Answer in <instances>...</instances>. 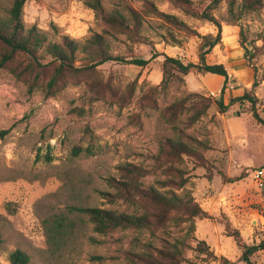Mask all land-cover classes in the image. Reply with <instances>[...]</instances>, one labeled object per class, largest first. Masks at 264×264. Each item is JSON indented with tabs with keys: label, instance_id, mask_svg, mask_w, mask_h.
<instances>
[{
	"label": "rangeland",
	"instance_id": "obj_1",
	"mask_svg": "<svg viewBox=\"0 0 264 264\" xmlns=\"http://www.w3.org/2000/svg\"><path fill=\"white\" fill-rule=\"evenodd\" d=\"M13 1L0 0V17ZM101 1L105 12H138V35L108 37L115 55L149 58L146 66L111 60L54 84L48 59L32 64L20 54L0 66V132L9 129L0 136V264H11L17 248L31 255L29 264H147L139 256L145 249L159 255L174 246L181 264H250L226 225L247 245L264 240V186L253 176L259 170L264 178V124L254 115L264 117V0L254 10L244 0ZM207 15L222 29L206 62L223 63L228 77L192 68L173 70L163 83L166 56L201 64L202 35L218 34ZM23 21L53 40L84 41L111 28L85 0H26ZM5 48L0 41V58ZM245 92L255 105L232 100ZM170 138L194 151L169 154ZM125 165L142 169L145 187L172 177L169 187L203 212L193 219L172 212L150 228L96 231L71 206L152 210L139 196L101 194H117L113 179L124 178ZM250 259L264 264V249Z\"/></svg>",
	"mask_w": 264,
	"mask_h": 264
},
{
	"label": "trees",
	"instance_id": "obj_2",
	"mask_svg": "<svg viewBox=\"0 0 264 264\" xmlns=\"http://www.w3.org/2000/svg\"><path fill=\"white\" fill-rule=\"evenodd\" d=\"M25 2L26 0H14L9 11V16L7 18L0 17V41L6 45L0 58V66H4L6 62L20 54L30 58V63L32 64L48 59V63L53 64L51 84H54L67 72L92 69L111 60H125L139 66H146L150 62L149 58L139 56H132L126 59L123 56L115 55L112 51V41L108 35L116 36V32L125 31L131 36H136L140 32L142 20L138 12L133 8H130L128 12H122L119 9L105 12L101 0H85V3L93 8L111 28L104 29L102 32H94L84 41L77 40L69 35H63L60 40H53L50 39L46 31L36 25L26 27L23 21ZM244 2L245 6L252 10L261 4V0H244ZM165 16L167 18H175L166 14ZM207 18L217 24L218 34L215 37L202 35L204 41L200 54L201 64L185 63L180 59L166 56L163 64L166 78L163 79V83H166V80H170L173 70L187 74L192 68L228 77V70L223 63L209 64L206 62V55L221 41L222 29L221 23L214 16L207 15ZM77 61H81L82 65L77 66ZM224 88L222 89V94L225 91ZM237 99L248 100L252 105L256 104L255 97L248 92L232 100ZM218 104L221 110L227 108V105L223 101V95L218 100ZM254 115L259 122L264 124V117L260 116L257 111H255ZM8 132L9 129H4L0 132V136H4ZM168 146V152L172 155L194 151V147L182 139L176 140L170 138L168 139ZM78 152L79 148H76L75 153L78 154ZM122 169L125 172L124 178L119 181L113 179V185L117 188V194L115 195L109 191H101V194L105 197L111 196L114 198H126L131 195L139 196L143 202L152 205V210L127 212L98 206H71V210L87 215L90 221L94 223L96 231L107 233L119 227L150 228L153 220L162 223L172 218V212L184 214L187 219H193L203 212L200 205L192 196L181 195L169 187L175 183L172 177L158 180L159 187L154 185L145 187L138 180L139 175L142 173L140 167L125 165ZM226 231L228 235L233 236L238 244L243 247V259L249 261L250 264H256L251 261L250 257L257 250L264 249V240L256 245H247L243 243L241 233L238 230H231L230 224L226 225ZM199 244L203 245L204 250L207 249L205 241L201 240ZM139 256L147 264H181L183 260L182 250L177 246L169 249L161 248L159 249V255H154L147 248ZM95 258L101 257L97 256ZM30 260L31 255L21 248L15 249L10 254L11 264H29Z\"/></svg>",
	"mask_w": 264,
	"mask_h": 264
},
{
	"label": "built area",
	"instance_id": "obj_3",
	"mask_svg": "<svg viewBox=\"0 0 264 264\" xmlns=\"http://www.w3.org/2000/svg\"><path fill=\"white\" fill-rule=\"evenodd\" d=\"M254 176V180L256 182V184L259 187H263L264 186V178H263V173L259 170H256L253 174Z\"/></svg>",
	"mask_w": 264,
	"mask_h": 264
}]
</instances>
